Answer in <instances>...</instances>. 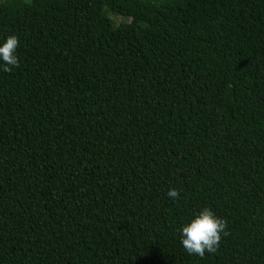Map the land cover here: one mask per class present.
Here are the masks:
<instances>
[{
	"label": "trees",
	"instance_id": "1",
	"mask_svg": "<svg viewBox=\"0 0 264 264\" xmlns=\"http://www.w3.org/2000/svg\"><path fill=\"white\" fill-rule=\"evenodd\" d=\"M11 34L0 264H264V0H0Z\"/></svg>",
	"mask_w": 264,
	"mask_h": 264
},
{
	"label": "clouds",
	"instance_id": "2",
	"mask_svg": "<svg viewBox=\"0 0 264 264\" xmlns=\"http://www.w3.org/2000/svg\"><path fill=\"white\" fill-rule=\"evenodd\" d=\"M19 38L11 34L0 40V71L10 72L18 67L17 47ZM166 195L175 200L179 192L175 187H170ZM226 222L223 218L207 206L200 208L188 219L182 222L178 228L180 245L189 255L203 257L205 252H216L225 233Z\"/></svg>",
	"mask_w": 264,
	"mask_h": 264
},
{
	"label": "rangeland",
	"instance_id": "3",
	"mask_svg": "<svg viewBox=\"0 0 264 264\" xmlns=\"http://www.w3.org/2000/svg\"><path fill=\"white\" fill-rule=\"evenodd\" d=\"M111 17L114 19V21L117 25L120 23L129 22V20L124 18V17H120V16H116V15L111 16Z\"/></svg>",
	"mask_w": 264,
	"mask_h": 264
}]
</instances>
